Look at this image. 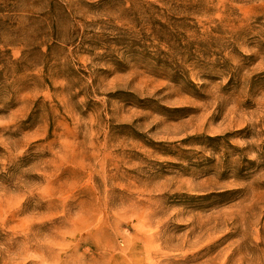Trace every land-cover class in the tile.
Listing matches in <instances>:
<instances>
[{
    "label": "rangeland",
    "instance_id": "374dc122",
    "mask_svg": "<svg viewBox=\"0 0 264 264\" xmlns=\"http://www.w3.org/2000/svg\"><path fill=\"white\" fill-rule=\"evenodd\" d=\"M0 264H264V0H0Z\"/></svg>",
    "mask_w": 264,
    "mask_h": 264
}]
</instances>
